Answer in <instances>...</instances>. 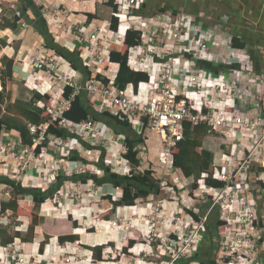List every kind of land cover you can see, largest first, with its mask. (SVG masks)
Instances as JSON below:
<instances>
[{
	"label": "built area",
	"instance_id": "2783aa9c",
	"mask_svg": "<svg viewBox=\"0 0 264 264\" xmlns=\"http://www.w3.org/2000/svg\"><path fill=\"white\" fill-rule=\"evenodd\" d=\"M146 3L147 0H114V4L119 7L118 16L121 19L132 17L134 12L141 9ZM152 19L143 17L142 20H145V22L141 21V27H132L142 32V38L140 45L132 51L134 63L131 65L132 70L145 72L149 75L151 80L147 86L150 98L146 102L141 103L121 91H113L111 88L103 86L102 83L94 79L86 84L85 90L90 96L99 95L101 97L100 105L95 106L96 111L103 113L113 110L115 113L121 114L124 119L132 121L143 119L146 122V128L159 135L163 148L160 169L165 172L164 174L161 173L163 185L167 184V180L171 175L170 172L173 170V149L184 139L185 123L192 124V127L205 124L210 128L211 132H222L225 137L235 131H248L250 134H255L261 130V135L258 142L256 141L253 145V149L249 151L246 159H241L238 170H235L232 175H228L218 168L214 170L212 173L213 178L225 183L222 189L214 190L203 186L204 189L201 190L200 185L195 192L197 199L193 201L191 198L187 200L181 196L179 190L182 186H186V182H182L179 178L172 180L174 181V186L169 188L164 186V191L171 194V199H174L179 207L171 216H167L164 214L166 201H159L156 209L160 213L158 214V219L162 218L164 220L162 222H159L158 219L148 221L149 228L151 230L154 228L149 235V251L148 253L147 250L143 253H138V256L134 257L135 259L131 261V264L138 261L140 264H186L185 261L199 253V249L205 239L210 216L215 211L219 212L220 217L227 225L226 232L214 236L215 248L219 253L215 264H262L259 250L262 247L264 248V226L257 215L255 205L247 201V197L252 190L247 180V171H249L250 165L254 162L253 157L256 156L257 152L264 150V93L260 90V85H258L257 81L255 82L249 78L247 81H235L232 86H229L227 81H219L214 86L212 85L211 92L215 95H212L213 100H207L202 94V87L204 88L205 86H202L200 81H197L199 77H195L192 74L194 76H192L193 80H196L187 81L186 76L189 74L187 73L185 76L187 67L177 62L176 58L164 60L165 55L162 57L163 62H157L156 59L159 58V55L156 56L155 46H159L156 43L160 32L159 30L155 32V28L152 31L150 28L149 21ZM182 21L183 18L181 19V25H183ZM181 25L179 24L177 31L173 30L171 32L172 36L176 37V33L180 36L183 34L182 32L184 31L180 29ZM185 27L187 28V25ZM73 28L72 32L75 42L81 49L87 47L90 50L96 59V66L99 68L94 74H99L107 63L106 55L113 49L112 44H122L124 35L113 32L110 22L106 26H95L88 36L85 35L83 28ZM151 31L155 34L149 41L147 40V33ZM188 35H191V33ZM115 36H120V38ZM115 39L117 40L115 41ZM163 44L167 48V55L170 56L174 50L173 45ZM201 47L200 54L198 49L192 52L194 57L196 55L199 58L207 54V46ZM159 48L164 47L159 46ZM67 49L71 52L75 51L71 47H67ZM184 52L191 53L189 50H184ZM144 56L151 59V63H154V65L149 64V62H146L145 65L142 64L141 61H143ZM31 66L35 71H44L52 87H54L56 81L64 80L66 81L65 87L70 86L77 92L81 90V87L76 85L73 82L74 80L69 77V67L63 66L55 56H45L35 60L31 63ZM156 70L158 71V84L153 81L155 80ZM246 70H250L249 77L253 72L249 68L244 69V71ZM184 77L185 80H183ZM172 80L175 81V87L171 85ZM70 103L69 100L65 99L56 102V105L51 109L52 121L59 122L60 126L70 128L72 130L71 133L79 132L80 130L83 132L92 130L94 125L89 121L84 123L81 129L76 130V128L70 127V123L64 118ZM48 127L49 125L39 128L30 127L32 134L37 135L33 140V147L27 149V151H32V159L44 154L46 148H42L40 155L36 154V148L47 142L46 133ZM122 150H124L122 154L127 153L125 147ZM11 152L12 157L16 158L17 154L11 150L5 140L0 139V155L10 156ZM19 158L23 159V156ZM33 161H36V159ZM257 179L258 182L264 184V173H258ZM193 182L194 180L192 184ZM260 191L264 192L263 186H260ZM0 195L3 194L0 193ZM199 198H206V201H208L206 202L207 209L202 214H199L193 205ZM1 201L2 197L0 196ZM236 204H239V207L235 211L234 207ZM192 211L198 215V220H195L193 214H189ZM4 218L0 213V224H4ZM113 227L120 228L116 222L113 223ZM159 227L168 229V231L161 235L160 233L162 232L159 231L161 230ZM153 242L158 244L154 246ZM13 248L14 246L5 247L0 245V260L10 255L13 259L8 264H25V261L22 263L20 260L17 263L16 253L18 249L13 250ZM146 259L150 260L146 261Z\"/></svg>",
	"mask_w": 264,
	"mask_h": 264
},
{
	"label": "trees",
	"instance_id": "16d2710c",
	"mask_svg": "<svg viewBox=\"0 0 264 264\" xmlns=\"http://www.w3.org/2000/svg\"><path fill=\"white\" fill-rule=\"evenodd\" d=\"M25 1L27 2V9L23 10L24 14H27V10L29 9H31L35 15L42 14L33 0ZM156 2L158 1L151 0V2H147L141 9L134 12L132 18H154L155 15L153 10L156 8L151 7V5H155ZM165 5L166 4H164V7L158 12L165 13L167 9L170 11L169 6L165 7ZM108 6H110L114 12L110 20L111 30L115 33H119L124 19L118 16L120 10L119 7L114 4V0H109ZM176 7L181 10V7ZM176 7L172 6V8ZM173 11L177 12L176 9ZM89 17H91L90 19L93 18L92 16ZM20 20L21 17L17 15L11 21L3 19V21L0 22V31L7 29L16 30ZM27 21L35 25L45 37L47 48L53 51L55 57L58 58L57 60L61 62V64L63 62L66 66L71 68V71L83 75L84 84L94 79L107 88H116L119 91H124L128 86H133L135 90H138L140 87H146L151 80L147 73L137 72L131 69V65L133 64L132 51L141 43L142 32L140 30L129 28L124 34L121 47L110 50L109 54L106 55L107 66L105 65V69L111 73L113 71L114 73L110 78L104 71L99 74H94L89 65L85 66V59L79 50L71 52L66 46L58 43L49 32L44 18L41 21H34L32 19ZM226 27L229 29V26L226 25ZM122 32L124 33V29H122ZM249 44L250 39L240 34H236L233 37V50L239 52L244 51L247 47L249 48ZM6 46L7 42L0 38V52L1 49ZM250 55L254 62L253 71L256 74H262L264 72V53L261 54L263 56H260L251 50ZM1 62L5 70L2 76L0 75V80L3 84V91L0 92V139H2L6 133L11 137L18 138L24 148H32L34 145L33 140L37 135L32 134L30 127L34 126L39 128L43 125H49L46 133V139L48 140L36 148L37 155L41 154L42 148H46L50 141L54 142L68 137H71V139L76 142H80L81 150L84 149L87 151L96 148L91 147V145L85 140H82L81 137L71 135L69 133V128L60 126L59 122L52 121L51 109L56 105V102H53L51 96L42 95L36 91L31 100H17L15 103H11L10 94L14 77V60L3 57ZM234 68L235 67L220 65L216 73L227 72L229 69L234 70ZM244 68L245 67H237V71ZM95 97L96 96H90L84 89L77 92L70 86L65 87L63 99L69 100L71 103L69 109L64 114V118L70 123V127L76 128V130L81 129V126L89 121L92 125H96V127L102 124L105 129L109 128L111 131H114L116 135L122 138V144L127 150V153L122 155V158L130 165V173L125 175L123 167L115 163L113 165L110 163H100L99 167L103 173L102 177L83 174L69 177L64 175V173H58L56 185L49 189H44L46 186L30 188L25 185H19L14 181H10L7 177L0 175V193L4 192L6 187H9L13 193L8 201L0 202V213L3 218L5 217L3 220L4 224H0V245L9 247L18 245L19 243H34L36 240L35 234L39 230L43 219L38 214H35L33 209L29 207L27 199L32 200L35 208L37 207V209H39L54 196L55 192L61 191L66 182L82 184L93 182L98 187L109 184L114 188L120 189L122 192L119 201H116L112 194L103 197L104 200H108L112 203L114 209L119 207L134 209L139 204L151 202L156 196L161 194V190L164 186L166 188L174 186V181L172 180L175 178H179L182 182L193 178L194 182L191 185L190 192L187 194V197L191 198L193 201L197 199L195 192L199 189L201 184L205 187L213 188L214 190H219L224 187L225 183L215 180L212 173H210L211 168L214 166L215 154L203 147L205 138L213 135V132L210 131L207 125L200 124L192 127L190 123L184 124V139L173 149V170L170 172L171 175L167 180V184L163 185L161 173H159L156 168L152 167V163H149L148 167H143L146 157L141 154L140 148L142 146L146 147L147 144L141 133L135 129L133 121L126 118L124 119L121 114L115 113L113 110H109L105 113L97 112L94 107L101 103V101ZM43 103L44 105L42 106ZM144 149L147 150V148ZM58 152L59 155L72 153L69 151V143L60 146ZM79 154L80 153L73 152L69 162H86L83 155ZM1 165L2 164H0V166ZM139 168L143 170L140 173L136 171ZM263 171L264 169L260 168L258 164H251L248 182L252 188L251 193L255 194L258 198L256 212L264 226V212L260 208L264 203V192L260 191V186L264 187V184L258 182L257 179L258 173ZM181 196L185 198V196ZM189 214H193L195 220H198V215L194 214V211ZM110 215L111 213L107 212L103 215L102 219L108 222ZM11 218H14L17 224H23L24 222L29 223L25 237H22L19 231L14 235L11 234L10 226L8 225V221ZM6 222L7 224H5ZM226 226L225 221L220 217L218 211L212 213L206 229L205 239L199 249V253L185 261V263L191 264L197 262L199 264H215V261L219 257V253L215 248L214 236L226 232ZM75 230H79L76 224ZM54 239H56V237H54ZM57 239L61 245L66 244L67 246V244H77L79 243V234L76 232V234L60 236ZM48 242L49 237L44 238V241L40 242L41 254H44L45 248L49 244ZM204 242H207V245H204ZM108 245L121 250V252L125 254L124 256H130L131 259H135L132 256L137 245L135 239H129L119 246L115 243L107 242L102 246L84 248L93 251V261L100 263L104 261L102 255L105 248L104 246ZM48 251L50 253V249H48ZM259 253L262 264H264L263 247L259 250Z\"/></svg>",
	"mask_w": 264,
	"mask_h": 264
},
{
	"label": "crops",
	"instance_id": "0c3cea01",
	"mask_svg": "<svg viewBox=\"0 0 264 264\" xmlns=\"http://www.w3.org/2000/svg\"><path fill=\"white\" fill-rule=\"evenodd\" d=\"M35 5L41 11V15H35L31 9L27 10V14H24L23 10L27 9V2L25 0H0V22L3 19L7 21H11L14 17L20 16L21 20L18 23L16 30H2L0 31V38L7 42V46L1 49L0 52V75L2 76L5 67L1 62L3 57H7L10 60H14V77H13V85L11 90V103H15L17 100H31L32 95L37 91L42 95H49L55 98L57 96H62L65 89V84L63 83V88L60 87H52L50 84V80L47 78V74L44 71H35L31 66V63L35 60L44 58L45 56H53L54 53L52 50H49L46 46V39L41 34V32L36 28L35 25L31 24L27 20L41 21L43 18L45 19L46 26L51 33V35L56 39V41L63 46L71 47V49L79 50L82 56L85 59V62H90L92 60V53L87 47H83L82 49L75 42V38L72 30L73 27L83 28L85 35L88 36L98 25H104L106 22H109L113 16V9L108 6V2L106 0H33ZM158 1V0H157ZM162 1V0H160ZM148 2V0H147ZM164 4H170L174 7L179 6L183 11H187L189 13H193L194 17L189 18V26L191 21L204 22L209 27L211 23H221L224 30L227 31L228 34H221L219 36L218 41L215 40L210 43L211 52L205 55H202L200 58V62L198 63V59H192L191 57H186L185 65L187 70H192L193 66L197 63L199 68L200 75V84L202 86H212L219 82V78L223 79L216 75L217 68L220 65H224L227 67H235L234 70L229 69L226 72L227 78L232 79L234 72L237 71V67H245L249 68L253 71V59L251 58V50L263 56L261 54L264 53V0H163ZM161 3L156 2L155 5H160ZM184 6V7H182ZM189 15V14H187ZM24 16V17H23ZM92 16L93 18L90 19ZM191 16V15H189ZM29 17V18H27ZM110 17V18H108ZM131 20H138L140 18H132ZM130 18L126 19L127 21H131ZM193 18V19H192ZM127 21L125 23H127ZM228 21V23H227ZM226 22V23H225ZM217 23V24H218ZM229 26V29L226 27ZM132 28L133 26H129ZM220 28V27H219ZM121 30V29H120ZM207 37L210 39L214 33L212 30L208 32H204ZM200 34V33H199ZM236 34H240L243 37L250 39L249 48L247 47L244 51L233 50V37ZM186 35V34H185ZM215 37V35H214ZM225 38L227 41L225 43H221V39ZM184 41H186L184 39ZM220 42V43H219ZM185 43V42H184ZM191 49H183L181 47L178 48L176 52L178 53H187L184 50H189L192 54V49L198 48V46H192L191 42L187 41L185 45H188ZM73 49V50H74ZM246 51V52H245ZM159 55L157 60L158 63L163 62V56L167 53V48H159L156 52ZM253 54V53H252ZM237 55V57H235ZM264 57V56H263ZM58 59V58H57ZM107 59V57H106ZM183 58L179 60L182 62ZM264 62V60H263ZM134 63V62H133ZM218 65V66H217ZM107 66V65H106ZM203 70V68H205ZM115 68V67H114ZM113 70V69H112ZM108 76V70H102ZM158 71L156 70V76L154 83L158 84ZM114 73L112 71L111 76ZM111 78V77H110ZM74 81V77H71ZM63 81V80H61ZM228 84H233V81H227ZM260 85V90L264 93V81H258ZM155 84V85H156ZM60 88V89H59ZM116 91V88L112 89ZM3 91V84L0 80V92ZM119 91V90H117ZM127 96L137 99L139 102H146L149 96L148 86L140 87L138 90H135L133 86H128L124 91ZM32 94V95H31ZM27 96H31V98H27ZM96 99L101 101V97H95ZM53 99V98H52ZM44 103L42 104V106ZM133 125L135 129L144 135L150 129L146 128L145 122L143 119H135L133 121ZM101 132L106 133V136L113 134L109 128L101 130ZM151 131V130H150ZM111 132V133H109ZM261 130L258 131L260 133ZM153 132H149L147 137V147L149 142V136H153ZM155 135V134H154ZM159 137V135H158ZM10 140H9V139ZM6 142H10L11 146L16 152H23L25 148L21 145V142L16 137H11L9 134H6L2 137ZM160 139V137H159ZM246 140V145L243 144V141ZM159 141V140H158ZM254 138L244 133V131H235L231 132L227 135V137L223 136L222 132L213 133V135L205 138L203 147L204 149L211 151L215 154V162H214V170L218 168L220 171L232 175L235 170H238L240 166L241 159H246L249 154V151L253 149V145L255 144ZM160 143V151L158 152L157 161L160 158L162 152V143ZM148 151L150 149L148 148ZM144 155V154H142ZM146 159L144 162L154 163L152 159L148 160V157L145 155ZM252 164H258L260 168L264 169V150L257 152L256 156L253 157ZM124 160V159H123ZM259 162V163H257ZM124 163L125 160H124ZM149 163V162H148ZM157 163V162H155ZM126 163L125 165H127ZM251 166V165H250ZM130 167V165H129ZM141 172L143 171L139 168ZM212 169V168H211ZM1 170V169H0ZM124 170V168H123ZM130 170V169H129ZM125 173V171H123ZM250 169L247 171V176H249ZM261 173H264L261 172ZM126 175V173H125ZM248 180V178H247ZM193 178L186 180L185 187H181L179 192L187 194L191 188ZM94 184V183H93ZM87 185V184H84ZM99 192L102 191L103 197L109 194H112L114 199L119 201L121 190L114 188L112 185L106 184L102 187H98ZM114 192V193H113ZM116 194V195H115ZM249 198L252 201V204L257 207L258 198L255 194L250 193ZM206 198H199L196 202L193 203L194 207L198 210L199 214H202L207 209ZM149 203H142L137 205L134 209H130L129 207H119V209L124 210L128 209L130 212L138 214L141 211L148 210ZM179 205L174 204H166L164 214H172L174 211L178 209ZM113 212V211H112ZM114 215H116L114 213ZM141 227H145V223L143 221H137ZM106 229H112V225L110 221L106 222ZM41 233L37 232L35 235L34 243H26L22 244L25 248V251L28 253H41L40 252V242L44 241L43 234H54L56 239L60 236L73 235L75 233V228H73V224L69 219H51L47 221L46 225L41 226ZM87 229V228H86ZM88 231V230H87ZM85 232L84 237L81 238L79 244H70V248L73 249V256H77L78 259L82 258L84 254L85 256L87 252L92 253L90 249H85L84 247H95L92 245L94 241L93 236H97L94 233ZM76 234V233H75ZM81 236V235H80ZM133 238V237H132ZM131 238V239H132ZM84 240V241H83ZM108 242H113L112 236L109 234V237H106ZM181 243V242H180ZM57 244L59 251L64 250L65 247L68 249V246L61 245L58 242ZM99 245V244H98ZM97 245V246H98ZM103 245V244H102ZM138 250H135L134 253H142L146 251L150 246L145 243H138ZM96 246V247H97ZM101 246V244H100ZM47 247L45 248L44 255L47 254ZM137 247V246H136ZM23 248V249H24ZM84 256V257H85ZM13 258L8 255L6 256V264L11 261ZM48 258L44 259L46 262ZM78 261V260H77ZM93 261V260H92ZM79 262V261H78ZM31 262L28 260L26 264ZM52 264L51 262H49ZM77 263V262H76ZM109 262H101V264H107ZM10 264V263H9ZM136 264H140L138 261Z\"/></svg>",
	"mask_w": 264,
	"mask_h": 264
},
{
	"label": "rangeland",
	"instance_id": "374dc122",
	"mask_svg": "<svg viewBox=\"0 0 264 264\" xmlns=\"http://www.w3.org/2000/svg\"><path fill=\"white\" fill-rule=\"evenodd\" d=\"M158 1L159 3H161L160 5H154V4L151 5V7H155L156 9L153 10L155 16L152 20L149 21V26L152 29V31H154L153 29L155 28L156 29L155 32L157 30H159L160 32V36L158 37L156 44H159V46L165 48V45L163 43L165 44L168 43V44L173 45L174 47L173 48L174 50L171 52L170 56H168L167 53L165 54L166 56L164 57L165 58L164 60L176 58L177 62H180L182 63V65H185L184 62H185L186 57L192 56V59L193 60L198 59L197 61L199 63L200 58H198V56L195 55V57H197L195 58L191 53L190 54L178 53L176 51L178 50L179 47L183 49L187 48L190 50L191 47H188L189 44L185 45V43L189 41L191 42L192 46H198V48L192 49V52L198 49L199 51L198 53L200 54V51L202 49L201 46H204V47L207 46L206 48V50H208L207 53H210L212 49H210L209 40H211V42L215 40L218 41L220 33L222 35L224 33L228 34L226 30L221 28L222 24L218 22L211 23L210 26L208 27L206 23L202 21L200 22L191 21L190 22L191 25L189 26L188 17L191 18V17H194L195 15L193 13L183 11L182 9L179 10L178 7L172 8L173 5H170V4L165 5V7L169 6L170 11L167 9L165 13H160L158 11L164 7V3H163V0L162 1L158 0ZM149 2H151V0H149L148 3ZM175 9L177 10V12L173 11ZM142 18L138 20L130 19L131 21H127L126 19H124L122 21L121 30L119 34L124 35L126 31L129 29L128 25L133 26V27H141V21L145 22V20H142ZM182 18H183V21H182L183 25H181ZM126 21L127 23H125ZM109 22H106L104 26H106ZM177 23L181 25L180 29H182L184 32H182L183 34L181 36L177 35L176 33L175 34L176 37H175V36H172L171 32L173 30L177 31V29L179 28V24ZM185 25H187V28L185 27ZM122 29H124V33L122 32ZM209 30H212V32L214 33L213 35H211L212 37L210 39L204 33V32H208ZM152 31L147 33L148 35L147 40L149 41L151 37H153V34H155V33H152ZM186 32H187V35H185ZM189 33H191V35H188ZM115 37L120 38V36H115ZM184 39L186 41H184ZM116 40L117 39H115V41ZM226 41L227 39L225 38L221 39V43H225ZM159 46H155V52H157V50L159 49ZM112 47L113 49L114 48L116 49V48L121 47V44L119 45L112 44ZM156 56H158V54H156ZM235 57H237V55ZM180 58H183L182 62L179 60ZM156 60H158V58ZM146 62H149L150 64L151 59H149L147 56H144V59L143 61H141V63L145 65ZM96 63H97L96 59L92 55V60L89 63L85 62L84 65L85 66L86 64L89 65L94 73L96 72L97 69H99L96 66ZM151 64L154 65V63H151ZM62 65L66 66L65 63L63 62H62ZM108 65L111 66L110 64ZM105 68L106 67H104L103 70H105ZM200 69L202 68H199L196 63L193 66L192 70H187L185 72V76L187 75V73H189L186 76L187 81L196 80V79L193 80L192 74H194L195 77H199L200 79V75H199ZM205 69L206 67L203 68V70ZM244 69L234 72L233 76L235 77H233L232 79L227 78L226 72H219V73H216V75L223 78V79L219 78V81H233L234 83L235 81H247L248 78L255 82L257 81L258 85H259L258 81H264V72L259 75V74H256L254 71H252L253 73H251L248 77L250 70L244 71ZM68 70H69V77H74L75 79H78L77 81H73V82H75L76 85L81 87V90L83 89L85 90L86 84H84L83 75L78 72L71 71L70 67ZM242 75H246V76H242ZM108 76L111 77V72H108ZM199 79L197 81H200ZM183 80H185V77L183 78ZM63 83L65 84L66 81L64 80L56 81V83L54 84V88L60 87L62 89ZM234 83L233 84L229 83V86L234 85ZM174 84H175V81L172 80L171 85L175 87ZM211 91H212V86H206L204 88L202 87V92H203L202 94L204 95V97L207 98V100L208 99L213 100L212 95L215 96ZM27 98L29 99L31 98V96H27ZM52 98H53L54 103L60 100H63V97L57 96V93L55 95V98L54 97ZM97 112L102 113L100 111H97ZM100 129L101 130L103 129L102 124L97 125V127L96 125H94L92 127V130H87L86 132H83L80 130L78 133L76 132L71 133L72 130L71 129L69 130V133L71 135H77L81 137V139L89 143L91 147H96V148H93L92 150H87V151L84 149L81 150L80 142H76L73 139H71V137H68L66 139H60L54 142L50 141L49 145L46 146V150L44 151V154L38 158L36 157L35 158L36 161H33L35 159L31 158V152H32L31 150L27 151V149L25 148L23 152L17 153L11 146L10 142L7 141L6 143L9 145L11 150L17 154V157L16 158L12 157V152L10 156H7V155L4 156L3 154L0 155L1 157L0 164H2L0 166V169H1L0 175L7 177L10 181H14L16 184H19V185H25L30 188H40V187L46 186L44 187V189L46 188L49 189L52 186L56 185L58 173L60 174L64 173V175L69 176V177H73L74 175H80V174L96 175L98 177H102L103 173L99 167L100 163H110L112 165L115 163L116 165L123 167L124 168L123 171H125V173L128 174L129 171H131V168L129 167V164L125 165L126 163H124V160L121 157V155H124L122 154L124 151L122 150L124 147L122 144L123 143L122 138L116 135L114 131H113V134L110 135V138H107L109 137V135L106 136V133L101 132ZM149 132L151 131L150 130L147 131V133H144V135L141 134L145 140L147 139L146 135L148 136ZM152 132L155 135L153 134L152 137L151 135L149 136L148 147L147 145L146 147L142 146L140 148V151L142 152L141 154H144L148 157V160L152 159L154 161V163L151 162L153 168H156L159 173L164 174L165 172L162 169H160V159H161V155L163 154V148H162L160 158L157 161V157H158L157 154L161 148L160 143H159L160 139L154 131ZM244 133L251 135L254 138V140H256L257 142L260 139V135H261L260 133H257V132L255 134H250L248 131H245ZM67 143H69V151L72 153L73 152L80 153L79 155L82 154L83 157L86 159V162H83V163L69 162V159L72 153L61 154L63 156L62 158V156L58 154L59 153L58 148L60 146H64ZM243 144L247 146L246 140L243 141ZM144 148H147V150H145ZM148 148L150 149V151H148ZM20 156H23V159H20L19 158ZM29 162L31 163L28 164ZM148 162L150 163V160ZM148 162H144L143 167H148L149 165ZM136 171L138 173L141 172L140 169H137ZM213 172H214V168L212 167L210 173H213ZM203 189H204L203 185L201 184V190ZM102 193H103L102 191L99 192V188H97V186L93 184V182H89L87 185H84L82 183L66 182L63 188L61 189V191L55 192L54 196L50 198L45 203V205L41 206L39 209H37V207L35 208L32 200L30 199H27V200H28L29 207L33 209L34 213L38 214L43 219L42 224L40 225V228L41 226L47 224L48 219L49 220L54 219V218L69 219L73 224V228H75V224L79 228V230H75V233L77 232V234H79V243H80L81 238L85 236L83 234L87 230H88L87 232L94 233L95 235H97V236H93L94 241L92 245L95 247L98 244H99L98 246H100V244L102 245V244L107 243L108 240H106V237H109V234L112 236V239H113V242L111 243H115L117 246L122 245L125 241H128L132 237H133L132 239H135L137 244L138 243L149 244V235H150V232L154 230V228L152 230L149 228L148 221L159 218L158 214L160 213L156 211L158 207L157 204H159L160 200H165L166 204H171V203L174 204L173 202H176L174 201V199H171L170 197L171 194H169L168 192H165L164 189H162L161 194L159 196H156V198H154L151 202H145V203H149L148 210L144 212L141 211L138 214L137 212L132 213L128 209H124V210H121L119 208L114 209L110 201L103 199ZM1 194H3V195H0L2 197V201H8L13 195L12 190L9 187L8 188L6 187L5 191L2 192ZM187 194L182 193V195L185 196V198L188 200ZM247 198H248L247 200L248 203H252L253 200L249 198V195ZM238 207H239V204H236L234 207L235 211L238 210ZM260 208L264 212V203L262 204ZM107 212L111 213V215L109 216V221L112 225V229L110 230L106 229L105 221L102 219L103 215H105ZM114 213L116 215H114ZM167 216H171V215L167 214ZM139 220L143 221V223H145L146 226L141 227V225L137 222ZM163 220L164 219L162 218L158 219L159 222H162ZM114 222L118 223V226L120 227L119 229L113 227ZM8 225L10 226L9 228H10V232L12 235H14L17 231H19L22 237L26 236L28 226H29L28 222H24L23 224H17L15 219L11 218L8 221ZM40 228L37 232L41 231ZM159 228L161 229L159 231L162 232V233L159 232L161 235H164V233L168 231V229H165V228L163 229L162 227H159ZM43 237L44 238L49 237V242H48L49 244L47 245L48 246L47 252L49 253L48 249H50V253L49 254L47 253L46 255H44L43 253L39 254V253H34V252L28 253L25 251V248L22 246V243H19L18 245H15L13 248V250L18 249L16 253L17 263H19V260H20L22 263L23 261H25V264H26V262L29 260L31 264H34V263L35 264H50L49 262H51L52 264H101V262L99 263V262L92 261L94 260L93 252L92 253L87 252L86 253L87 256L82 254L83 257L78 259L77 256L72 255L73 249L70 248L71 247L70 244H67L68 249L65 247L66 246L65 244L64 245L65 249L62 251L61 250L59 251L58 247L60 246L57 244V239H54V234L50 235V234H46L45 232V234H43ZM204 243H205L204 245H207L206 244L207 242H204ZM157 244H158L157 242H153L154 246H156ZM136 246L137 247L135 248V250H138L139 245H136ZM104 247L105 248L103 250L102 255H103V260L106 262H109L107 264H128V262L129 264H131V261H133V259H131L130 256H124L125 254H123L121 250H118L115 247H112L109 245L104 246ZM90 248H94V247H90ZM149 248L147 249V253L149 251ZM132 256L136 258V256H138V252H136ZM46 258H48L47 260L49 262H46V260H44ZM148 260L150 259H146V261ZM5 261H6V258L0 260V263L6 264ZM191 264H199V263L193 262Z\"/></svg>",
	"mask_w": 264,
	"mask_h": 264
},
{
	"label": "clouds",
	"instance_id": "9594fccd",
	"mask_svg": "<svg viewBox=\"0 0 264 264\" xmlns=\"http://www.w3.org/2000/svg\"><path fill=\"white\" fill-rule=\"evenodd\" d=\"M102 246V245H101Z\"/></svg>",
	"mask_w": 264,
	"mask_h": 264
}]
</instances>
